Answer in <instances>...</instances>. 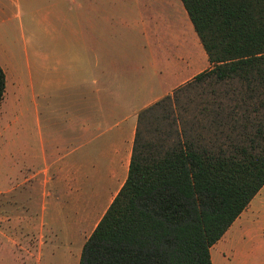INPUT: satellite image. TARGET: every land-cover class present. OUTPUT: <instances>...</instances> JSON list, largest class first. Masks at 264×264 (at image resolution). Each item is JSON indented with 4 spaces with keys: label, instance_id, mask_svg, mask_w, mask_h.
Here are the masks:
<instances>
[{
    "label": "trees",
    "instance_id": "trees-1",
    "mask_svg": "<svg viewBox=\"0 0 264 264\" xmlns=\"http://www.w3.org/2000/svg\"><path fill=\"white\" fill-rule=\"evenodd\" d=\"M180 1L209 67L138 112L128 175L78 264H213L264 185V0ZM5 89L0 66V104Z\"/></svg>",
    "mask_w": 264,
    "mask_h": 264
},
{
    "label": "crops",
    "instance_id": "crops-1",
    "mask_svg": "<svg viewBox=\"0 0 264 264\" xmlns=\"http://www.w3.org/2000/svg\"><path fill=\"white\" fill-rule=\"evenodd\" d=\"M9 1L0 0V24L9 18ZM71 1L75 10L66 30L80 36L82 78L74 47L53 52L49 58L37 46H26L31 57L0 64L6 84L10 78L21 91L27 89L25 77L45 78L38 89H31V95L42 100L35 101L34 122L27 121L20 110L18 118H4L0 126V155L9 180V185L0 189L3 219L43 243L42 264L55 263L58 243L78 264L84 242L128 175L138 112L189 75L202 71L194 70L195 59L185 53H174L179 55L176 57L164 52L202 47L180 0ZM122 1L127 2L128 12L121 14ZM120 31L133 36L137 31L141 36L132 37L127 45L117 39L108 43V33ZM137 39L144 49L163 51L161 55L175 76L179 78L181 72L184 76L163 95L143 103L130 119L122 116L126 95L117 84V59H108L107 49L132 48ZM187 68L191 71L188 75ZM82 84L86 85L82 105L76 106L80 95L76 88ZM262 191L264 185L257 194Z\"/></svg>",
    "mask_w": 264,
    "mask_h": 264
},
{
    "label": "rangeland",
    "instance_id": "rangeland-1",
    "mask_svg": "<svg viewBox=\"0 0 264 264\" xmlns=\"http://www.w3.org/2000/svg\"><path fill=\"white\" fill-rule=\"evenodd\" d=\"M8 4L9 18H5L4 23L0 24V64L10 65L15 60L31 57L29 51L25 50L26 46H37L41 49L40 52L47 53L49 58L53 52L61 50L65 52L67 47H74V54L80 57L76 62V68L80 70L78 73L82 78L81 53L83 48L80 36L69 34L66 30L67 21H71V13L75 10L73 2L71 0H11ZM119 5L118 10L121 14L123 11L128 12L126 1H122ZM34 10L37 11L33 13ZM116 24H119L118 19ZM119 33H108V43L117 39V43L127 45L132 37L141 36L137 35L139 34L137 31L134 36L127 31ZM133 43L132 48L122 46L118 51L107 49L108 59L114 56L117 59V84L120 85L124 96L126 95L123 97L126 112L122 116L127 115L130 119L134 116L133 111L143 103L163 95L171 86L178 83L179 78L184 76L183 72L179 74V78L175 76L173 68L166 65V58L161 55L163 51L144 49L140 39ZM164 52H169L172 56L174 53L181 52V54L185 53L188 58H194L196 64L193 67L194 70L198 68L204 70L209 67L202 47L199 49L189 47L184 51L169 49ZM175 54L174 56H179ZM190 72L187 68V75ZM192 78L193 76L189 75L187 80L177 87L184 85ZM44 80L43 76L36 78L32 76V79L25 77L24 82L27 89L21 91L18 87L16 88V83L8 79L7 92L0 104V126L4 118L16 116L18 118L20 110L23 111V117L27 121L34 122L32 113L35 101L40 103L42 100L38 95L37 98L32 96L31 89L34 86L38 89ZM90 87L93 88L91 83ZM84 88L86 89V85L83 84L76 88V91L80 92L75 99L76 106L82 105L81 93ZM175 88L173 87L172 91ZM219 88L222 92L221 85ZM203 89L204 87L194 89L189 93L190 101L184 99L183 105L186 110L188 109L191 113L197 110L198 104L205 98V94H200ZM172 91L170 90L167 94ZM4 170L3 159L0 155V189L9 185V180L5 179ZM2 206L0 201V264H42L44 261V257L41 256L43 243L35 241L34 237L30 236L24 228L19 232L18 226L8 225V222L3 219ZM58 245L60 247L54 264H74L72 258L67 256L64 246L61 243ZM210 255L213 264H264V191L257 194L230 228L211 247Z\"/></svg>",
    "mask_w": 264,
    "mask_h": 264
}]
</instances>
